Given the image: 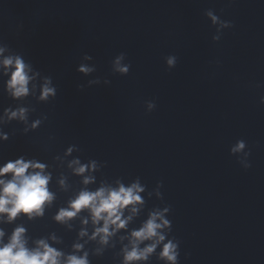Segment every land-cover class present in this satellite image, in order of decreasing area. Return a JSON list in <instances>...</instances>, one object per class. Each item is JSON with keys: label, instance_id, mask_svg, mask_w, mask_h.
Returning a JSON list of instances; mask_svg holds the SVG:
<instances>
[{"label": "water", "instance_id": "water-1", "mask_svg": "<svg viewBox=\"0 0 264 264\" xmlns=\"http://www.w3.org/2000/svg\"><path fill=\"white\" fill-rule=\"evenodd\" d=\"M209 8L234 24L218 43ZM0 42L58 88L47 104L29 98L31 118L48 119L28 135L8 125L15 134L0 144V159L51 162L77 144L73 155L107 162L106 178L139 176L149 190L163 182L180 264H264V0H0ZM120 52L127 76L111 71ZM85 53L96 66L88 77L76 71ZM169 54L178 57L171 70ZM95 77L111 83L87 86ZM151 99L157 107L146 113ZM12 103L0 83V111ZM241 138L251 149L247 170L229 154ZM49 230L66 244L75 235L49 216L31 226L36 235ZM111 255L93 264H112Z\"/></svg>", "mask_w": 264, "mask_h": 264}, {"label": "clouds", "instance_id": "clouds-1", "mask_svg": "<svg viewBox=\"0 0 264 264\" xmlns=\"http://www.w3.org/2000/svg\"><path fill=\"white\" fill-rule=\"evenodd\" d=\"M221 15L212 8L204 12L215 28L213 43L234 27ZM92 61L93 57L85 53L76 71L91 76L96 72ZM164 62L171 70L178 57L169 54ZM130 69L124 52L111 60L114 75L127 76ZM0 83L3 94L14 102L0 111L3 144L15 134L5 131L13 122L22 125L24 135L40 128L48 116L42 113L31 118L36 108L29 98L37 104H47L56 99L58 88L50 75H43L21 52L2 42ZM101 83L109 85L111 81L95 77L87 81V86ZM84 87L77 85L81 91ZM259 103L264 104V95L259 97ZM144 107L146 113L153 112L157 107L155 99L145 101ZM54 139L48 137L49 142ZM80 152L77 144H69L51 162L27 153L0 159V264H93L94 258L109 252L112 264H180L182 242L172 235V221L168 218L171 205L164 203L163 182L157 181L149 190L139 176L127 182L123 177L106 178L102 170L107 162L73 155ZM229 154L245 170L252 167L246 140H236ZM153 197L161 205L149 208L148 201ZM46 216L65 232L75 234L70 244L56 230L33 234L31 226ZM189 255L184 254L186 260Z\"/></svg>", "mask_w": 264, "mask_h": 264}]
</instances>
